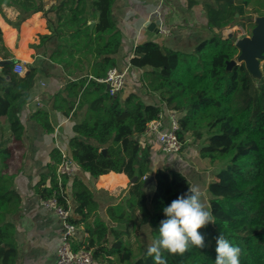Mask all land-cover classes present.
I'll list each match as a JSON object with an SVG mask.
<instances>
[{
	"label": "trees",
	"instance_id": "obj_1",
	"mask_svg": "<svg viewBox=\"0 0 264 264\" xmlns=\"http://www.w3.org/2000/svg\"><path fill=\"white\" fill-rule=\"evenodd\" d=\"M38 1L39 5L35 0H0V12L2 6L14 5L38 12ZM114 1L92 0L87 15L86 0H60L56 5L59 44L49 59L68 78L84 72L76 80H68L63 91L52 96L50 105L65 115L74 106V99L76 110L85 107L82 121L73 127L75 136L68 141L69 158L94 179L109 172L134 179L126 196L105 209L106 223L98 215L92 191L74 177L75 216L70 214L68 221L81 226L86 237L77 244L72 241V249L89 250L94 261L105 264H154L146 248L139 244L134 248L130 237L142 230L151 241L166 219L163 209L191 185L184 173L170 166V158L153 170V147L139 140L164 104L178 113L179 140L184 142L188 135L200 140V158L221 164L206 186L215 223L199 230L205 247L190 246L182 255L164 253L167 264H214L218 236L240 249V264H264V69L259 81L251 78L242 63L227 71L226 63L235 60L239 52L231 38L221 33L251 23V14L264 7V0H215L214 5H206L207 26L217 33L189 52L172 51L155 42L136 45L130 68L143 70L138 83L147 94L155 93L158 103L145 102L136 92L123 99L119 93L111 96L105 84L96 82L116 67L120 32L111 17ZM88 21L96 24L90 27ZM231 34L234 38L235 33ZM1 37L0 28V43ZM3 58L10 57L5 54ZM13 64L0 68V118L19 143L23 126L18 113L34 76L31 65L26 66L22 78L13 74ZM63 92L66 98L74 99L68 101ZM31 119L45 132H52L46 111H34ZM10 157L8 141L0 133V264H15L17 256L10 217L18 212L20 202L11 189L12 177L5 172ZM60 159V152L54 150L48 175L34 186L38 196L48 198L56 189L55 170ZM147 174L153 175L151 191L148 186L143 188ZM47 178L49 186L42 187ZM67 180L62 178L64 188ZM58 200L67 208L63 197Z\"/></svg>",
	"mask_w": 264,
	"mask_h": 264
},
{
	"label": "crops",
	"instance_id": "obj_2",
	"mask_svg": "<svg viewBox=\"0 0 264 264\" xmlns=\"http://www.w3.org/2000/svg\"><path fill=\"white\" fill-rule=\"evenodd\" d=\"M35 1V5H39V1ZM40 1L41 10L38 12L25 10L16 5L2 6L0 12L2 31L0 61L22 62L25 65V72L26 66L31 65L34 76L27 100L18 113V119L23 126L21 142H14L7 122L0 118V133L8 141V147L11 149V157L5 172L12 177L11 189L20 202L18 212L10 217L15 229L14 240L17 249L15 264H54L55 262L62 225L53 213L40 206L34 186L42 180V177L48 175V167L53 163L54 150L70 157L68 141L75 136L73 127L82 121L85 113V107L76 110L77 99L74 98H72L75 102L74 106L68 115H65L62 109L50 107L52 96L63 91L68 80H76L84 72H76L73 77L68 78L62 68L49 59L59 44L55 31L58 26L56 5L60 0ZM91 1L86 0L85 15L90 11ZM214 2L215 0H166L162 4L159 0H115L113 2L111 17L120 32V46L114 58L117 68L127 69V83H125V89L123 88L119 93V98L123 99L129 92H136L145 102L158 103V96L155 93L147 94L138 83L143 70L130 68L129 60L134 47L143 42H155L172 51H191L197 44L217 33L216 30L207 26L205 9L206 5H214ZM95 24V21H88L90 27ZM166 31L167 34L164 33ZM232 31L233 29H224L221 33L224 35L228 32L227 35H229ZM42 37L46 38L42 39ZM5 54H8L10 58H3ZM25 72L19 77L22 78ZM61 95L66 98L64 92ZM38 109L47 112L53 128L52 132H45L31 119V114ZM73 113L74 117H72ZM139 140L144 145L153 147L155 153H152V157L156 159L153 170L160 167L162 161L156 137L141 135ZM170 161L168 163L171 164ZM74 177L92 191L93 200L98 206V215L106 223L108 218L105 209L121 201L131 184L124 174L109 172L94 179L74 166L73 173L68 177L65 185L66 205L73 217L76 203L73 199L71 184ZM185 177L190 184L197 183L195 174L191 181L186 175ZM48 186L47 178L42 187ZM152 188L153 183L151 190ZM85 237L83 228L75 226L73 243H80ZM92 264L105 263L93 261Z\"/></svg>",
	"mask_w": 264,
	"mask_h": 264
},
{
	"label": "built area",
	"instance_id": "obj_3",
	"mask_svg": "<svg viewBox=\"0 0 264 264\" xmlns=\"http://www.w3.org/2000/svg\"><path fill=\"white\" fill-rule=\"evenodd\" d=\"M166 0H159L162 4ZM242 31L241 27H238ZM167 34V31L164 32ZM245 36V35H242ZM241 36V37H242ZM25 72L24 64L22 62H14L12 73L15 75H23ZM127 75V69H119L113 67L106 72L104 78L96 79V82L106 85V91L113 96L120 93L124 86ZM180 125L178 121V113L163 104V110L157 115V118L147 124L143 136L149 135L156 137L158 151L161 154L162 163L166 162L167 158H171V164L178 158L181 148V141L178 137ZM74 163L72 159L65 155H61L60 162L56 165L57 187L52 191L48 198L38 196L40 206L53 213L61 222L62 232L60 237V244L57 247L54 264H92L93 257L89 250L72 249V239L75 232V226L68 221L70 212L65 208L58 197L65 198V188L62 185L63 177H70L73 173Z\"/></svg>",
	"mask_w": 264,
	"mask_h": 264
},
{
	"label": "clouds",
	"instance_id": "obj_4",
	"mask_svg": "<svg viewBox=\"0 0 264 264\" xmlns=\"http://www.w3.org/2000/svg\"><path fill=\"white\" fill-rule=\"evenodd\" d=\"M206 196V191L200 185L192 184L185 194L163 209L166 219L160 222L157 235L146 248L154 264H167L164 253L182 255L190 246L199 249L205 247V238L199 230L215 223ZM215 252L214 264H240V249L232 246L223 236H218Z\"/></svg>",
	"mask_w": 264,
	"mask_h": 264
},
{
	"label": "rangeland",
	"instance_id": "obj_5",
	"mask_svg": "<svg viewBox=\"0 0 264 264\" xmlns=\"http://www.w3.org/2000/svg\"><path fill=\"white\" fill-rule=\"evenodd\" d=\"M251 9V7L247 8V10ZM256 13L251 14L252 21L251 23H246V25L242 28V31L239 30V26L233 29L235 33V37H231V40L234 42L236 39L240 38L242 35H249L251 31V24L254 23V19L259 16V14L264 13V7H257ZM239 18V17H237ZM228 32L224 34L227 35ZM228 36V35H227ZM25 66V65H24ZM264 66V63L261 64ZM201 146L200 140H195L192 137L185 136L184 142H181V148L178 154L177 160L174 161L170 166L180 170L184 175L190 178V181L193 177V174L196 175V181L198 185L201 186L203 190L206 191L207 184L213 179L215 172L220 168L221 164L214 163L211 164L207 160L200 158L199 156V148ZM192 173V174H191ZM192 184H194L192 182ZM191 184V185H192ZM148 191H151V185L147 187ZM207 194V192H206ZM208 203V194L206 196ZM136 237L138 240H136ZM130 242L133 244V247L136 248L137 245H141L142 249L147 248L148 244L151 242L148 238L147 234L144 231L140 230L137 232L136 236L132 235L130 237Z\"/></svg>",
	"mask_w": 264,
	"mask_h": 264
},
{
	"label": "water",
	"instance_id": "obj_6",
	"mask_svg": "<svg viewBox=\"0 0 264 264\" xmlns=\"http://www.w3.org/2000/svg\"><path fill=\"white\" fill-rule=\"evenodd\" d=\"M235 16L237 17V15ZM228 37H232L231 32ZM234 46L238 49L239 54L235 60L226 63V70L230 71L233 66L242 63L251 78L259 81L263 77L264 69L261 66L264 63V15L254 19V27L251 29L250 34L236 39ZM12 62V60H2L0 61V67L11 65ZM101 152L104 154L105 151L101 150ZM133 181L134 179L130 182ZM152 182L153 175L147 174L144 178L143 188H146Z\"/></svg>",
	"mask_w": 264,
	"mask_h": 264
},
{
	"label": "bare ground",
	"instance_id": "obj_7",
	"mask_svg": "<svg viewBox=\"0 0 264 264\" xmlns=\"http://www.w3.org/2000/svg\"><path fill=\"white\" fill-rule=\"evenodd\" d=\"M113 177V176H112ZM111 179V178H110Z\"/></svg>",
	"mask_w": 264,
	"mask_h": 264
}]
</instances>
